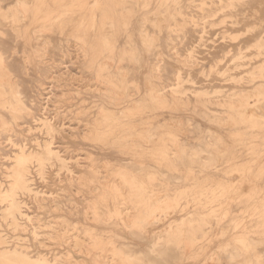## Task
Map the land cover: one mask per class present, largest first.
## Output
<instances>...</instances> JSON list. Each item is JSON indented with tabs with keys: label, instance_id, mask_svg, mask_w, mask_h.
<instances>
[{
	"label": "rangeland",
	"instance_id": "374dc122",
	"mask_svg": "<svg viewBox=\"0 0 264 264\" xmlns=\"http://www.w3.org/2000/svg\"><path fill=\"white\" fill-rule=\"evenodd\" d=\"M19 1L0 264H264V0Z\"/></svg>",
	"mask_w": 264,
	"mask_h": 264
},
{
	"label": "bare ground",
	"instance_id": "6f19581e",
	"mask_svg": "<svg viewBox=\"0 0 264 264\" xmlns=\"http://www.w3.org/2000/svg\"><path fill=\"white\" fill-rule=\"evenodd\" d=\"M121 1L123 2V4H126V1H127V0H121ZM43 2H44V1H43ZM17 4L23 8V9H21V7H20V10H22L23 13L26 15V13H27V11H28V5H27V3H26L25 1L22 0V1L17 2L16 5H17ZM18 5H17V6H18ZM125 13H126V15L129 14L128 11H126ZM24 14H23V15H24ZM7 15H8V14H7ZM65 16H66V15H65ZM128 16H129V15H128ZM92 17H93V16H92ZM203 19H204V18H203ZM56 21H57V20H56ZM202 22H203V21H202ZM21 23H22V22H21ZM18 24H19V23H18ZM88 24H89V23H88ZM62 25H63V24H62ZM61 27H62V26H61ZM110 27H111V26H110ZM143 27H144V26H143ZM106 28H107V27H106ZM106 32H107V31H106ZM44 33H45V32H44ZM49 33H50V32H49ZM49 33H48V34H49ZM103 33H104V32H103ZM34 35H35V34H34ZM106 39H107V40H105V41H106L107 44H105V45H110V44H111V43H110V39H109V38H106ZM108 39H109V40H108ZM76 40H77V39H76ZM79 40H80V39H79ZM79 40H78V41H79ZM80 41H81L83 44H85V42H84L82 39H81ZM66 42H67V41H66ZM44 43H45V42H44ZM103 43H104V42H103ZM110 47H111V46H110ZM110 47H107V48L109 49ZM106 50H107V49H106ZM104 51H105V50H104ZM101 53H103V52H101ZM127 53H128V52H126V54H127ZM128 54H129V53H128ZM0 57H2V56H0ZM1 62H2V59H1ZM108 62H109V61H108ZM2 71H3V70H2ZM124 71H125V70H124ZM7 72H8V71H7ZM3 73H4V71H3ZM26 74H27V73H26ZM130 76H131V75H130ZM99 77H100V76H99ZM97 82H98V81H97ZM97 82H96V83H97ZM107 85H108V84H107ZM104 86H105V85H104ZM2 90H3V89H2ZM15 92H16V91H15ZM11 93H12V92H11ZM11 93H9V94H11ZM141 93H142V92H141ZM15 94H16V93H15ZM0 97H1V96H0ZM0 100H1V99H0ZM227 101H228V100H227ZM17 102H18V101H17ZM17 102H16V103H17ZM18 104H19V103H18ZM20 105H21V104H20ZM22 106H23V105H22ZM10 107H11V106H10ZM225 107H226V106H225ZM16 108H17V107H16ZM23 109H26V108L24 107ZM18 110H19V109H18ZM26 110H27V109H26ZM26 110H25V111H26ZM155 110H156V109H155ZM12 111H13V110H12ZM99 115H100V114H99ZM224 115H225V114H224ZM223 121H224V120H223ZM94 122H95V121H94ZM3 128H4V127H3ZM9 129H10V128H9ZM59 136H60V135H59ZM151 137H152V136H151ZM130 138H131V137H130ZM205 143H206V142H205ZM15 147H16V146H15ZM18 147H19V146H18ZM19 156H20V155H19ZM190 156H191V155H190ZM191 157H192V156H191ZM194 159H195V158H194ZM26 160H27V159H26ZM15 164H16V163H15ZM17 165H18V164H17ZM204 165H205V164H204ZM19 167H20V166H19ZM17 168H18V167H17ZM18 169H19V168H18ZM148 169H150V168H148ZM169 170H170V169H169ZM20 181H22V179L19 177L18 180H17V183L20 182ZM16 185H17V184H16ZM16 185H15V186H16ZM12 191H13V190H12ZM119 192H120V191H119ZM97 193H98V192H97ZM99 193H100V192H99ZM9 194H10V193H9ZM12 195H13V194H12ZM13 197H14V195H13ZM52 199H53V198H52ZM10 203H11L10 205H12V206L15 205V202H14L13 198H11ZM163 204H165V203H163ZM164 207H165V205H164ZM168 207H169V206H168ZM12 208H13V207H11V209H12ZM11 209H10V210H11ZM156 210H157V209H156ZM11 211H12V210H11ZM8 212H9V211H8ZM100 212H101V211H100ZM9 213H10V212H9ZM94 216H95V215H94ZM94 216H93V217H94ZM95 217H96V216H95ZM3 220H4V219H3ZM93 233H94V232H93ZM38 238H39V237H38ZM12 241H13V240H12ZM25 241H26V240H25ZM1 242H2V241H1ZM6 244H7V243H6ZM185 247H186V246H185ZM2 252H3V251H2ZM13 252H14V251H13ZM234 252H235V251H234ZM243 252H244V251H243ZM5 253H8V252H5ZM15 253L17 254V252H15ZM15 253L12 254V255L15 256V255H16ZM1 254H2V253H1ZM21 254H22V253H21ZM3 255H5V254L3 253ZM6 255H7V254H6ZM8 255H9V253H8ZM10 255H11V253H10ZM233 255H234V254H233ZM16 256H17V255H16ZM18 256H19V255H18ZM21 256H22V255H21ZM226 256H227V255H226ZM228 256H229V255H228ZM237 256H238V255H237ZM242 256H243V255H242ZM4 257H5V256H3V258H4ZM10 257H11V256H10ZM22 257L24 258V256H22ZM94 257H95V256H94ZM13 258H14V257H13ZM16 258H18V257H16ZM19 258H20V257H19ZM27 258H28V257H27ZM228 258H229V257H228ZM10 259H11V258H10ZM21 259H22V258H21ZM38 259H41V258H38ZM96 259H97V258H96ZM132 259H133V258H132ZM230 259H231V258H230ZM240 259H241V258H240ZM6 260H7V259H6ZM6 260H5V258H4V261H6ZM17 260H18V259H17ZM23 260H24V259H23ZM26 260H27V259H25V261H26ZM28 260H29V259H28ZM41 260H42V259H41ZM128 260H129V259H128ZM216 260H217V259H216ZM4 261H3V262H4ZM7 261H8V260H7ZM15 261H16V259H15ZM15 261H14V263H15ZM25 261H24V262H25ZM42 261H43V260H42ZM89 261H90V260H89ZM8 262H9V261H8ZM8 262H5V264L8 263ZM11 262H12V261H11ZM11 262H10V264H11ZM16 262H18V261H16ZM19 262H20V261H19ZM19 262H18V264H20ZM27 262H28V261H27ZM27 262H25V263H27ZM33 262H34V261H33ZM43 262H44V261H43ZM0 263H1V261H0ZM22 263H23V262H22ZM29 263H30V261H29ZM29 263H28V264H29ZM36 263H37V262H36ZM38 263H39V261H38ZM210 263H211V262H210Z\"/></svg>",
	"mask_w": 264,
	"mask_h": 264
}]
</instances>
